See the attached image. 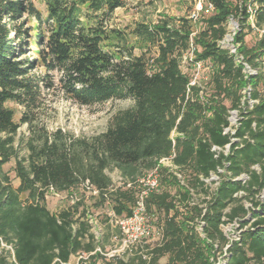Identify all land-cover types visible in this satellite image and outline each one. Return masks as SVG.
<instances>
[{
  "label": "trees",
  "instance_id": "1",
  "mask_svg": "<svg viewBox=\"0 0 264 264\" xmlns=\"http://www.w3.org/2000/svg\"><path fill=\"white\" fill-rule=\"evenodd\" d=\"M40 2L44 12L32 1L0 0V236L13 243L15 259L7 263L0 258V264H61L78 250L93 249L87 208L75 218L84 197L52 212L46 205L50 187L70 194L88 180L98 191L96 207L108 202L117 215L128 216L136 203L135 190L114 187L105 170L114 168L124 182H135L171 155L175 170L160 165L159 188L144 198L148 222L163 232L151 264H210L213 245L227 243L226 264H264V197L255 199L264 189V96L258 89L264 83V39L250 47L244 40L248 30L264 28V0H203V6L210 3L213 9L200 12L195 21L165 16L154 24L137 22L129 34L146 47L139 55L126 45L125 32L104 24L125 0ZM23 16L33 23L17 24ZM228 18L239 26L233 35L236 55L219 44ZM190 47L194 60L209 64L205 93L198 85L187 93L191 75L180 58ZM27 49L36 56L28 59ZM245 64L256 74L244 72ZM39 66L44 75L32 79ZM51 73L58 75L62 95L78 105L126 98L134 104L116 112L106 130L94 136L31 127L25 141L28 153L18 158L14 141L19 123L5 103L33 105L40 83L53 86ZM246 87L254 102L249 108L245 101L243 109ZM230 110L239 111V124L234 133H225ZM20 120L29 117L24 114ZM12 157L16 186L2 169ZM211 173L220 180L210 194L203 179ZM243 174L244 181L238 178ZM170 186H175L174 194ZM196 191L203 193V203L194 202ZM240 192L244 195L238 197ZM180 204L187 211L183 215ZM234 220L241 231L239 240L230 243L221 225ZM164 256L166 261L159 263ZM107 264L127 263L117 259Z\"/></svg>",
  "mask_w": 264,
  "mask_h": 264
},
{
  "label": "rangeland",
  "instance_id": "2",
  "mask_svg": "<svg viewBox=\"0 0 264 264\" xmlns=\"http://www.w3.org/2000/svg\"><path fill=\"white\" fill-rule=\"evenodd\" d=\"M32 1L36 8L40 9L44 12V5L40 2V0H27ZM233 4H237L240 0H230ZM196 6V0H125V4L123 7L117 8L114 12L104 21V24L108 28H118L125 32V36L127 37L126 45L127 46H134L133 53L134 55H139L140 53L144 52L145 45L134 38L129 34L130 29L136 24L137 22H145L148 24H154L161 18L168 16L173 18H179L184 16H189L190 13L193 11L194 7ZM253 18V15L251 16ZM250 21V18H249ZM22 23L24 27L29 26V24L33 23V19H28L26 16L20 18L17 24ZM250 25L251 21H250ZM252 27V26H251ZM226 29L228 33L233 31H237L239 29L238 22L234 18H228V22L226 24ZM247 31V30H245ZM233 36V34H232ZM11 37V34H10ZM259 34L256 30H248L245 36V44L250 47L253 46L256 41L259 39ZM220 42V46L223 48L227 47V42L225 41ZM32 50H35V47L31 45ZM155 49H150L151 53H154ZM27 58L31 59L32 56H36V54L31 53L27 49ZM209 67V64L205 65L200 72V75L205 76L204 79L200 80V85L203 87V92L205 93L206 87L205 82L207 81V73L206 69ZM184 72L186 71L188 74L191 75L192 68L191 66H182ZM252 75L256 74L257 70H252ZM203 72V73H202ZM45 71L41 66L35 68L31 72L32 79H39L38 77H42ZM57 74L51 73L49 77L52 78L53 86L51 88H46L43 84H39L38 95L37 99L34 101L33 105L24 106L13 101H7L5 106L12 109L14 112V121L19 123V127L17 128V132L15 134V141L14 144L17 148L18 158L26 157L28 151L25 145V141L31 137V127H37L36 131L39 132H47L52 133L58 129H60L63 133L71 134L75 137H89L97 135L106 130L108 123L111 117L118 112L119 110H123L125 108L131 107L134 104L133 99L126 98V99H111L99 104L93 105H78L69 99L65 98L60 91L59 86L57 85ZM250 89L246 87V90ZM259 92L264 96V83H259L258 85ZM206 90V92H208ZM250 92V90H249ZM245 97L242 98V108L246 107L245 101L248 102L250 108V102L247 99V93H244ZM246 98V99H245ZM228 104V102H226ZM235 118L233 121L230 120L231 126L229 130H233V125L237 123V119L239 118V111L232 112ZM27 114L29 120L22 122L20 118ZM231 117V115H230ZM235 122V123H234ZM174 136V133H172ZM229 147L226 146L223 150L227 153ZM15 157L9 159L7 163H5L2 167L3 171L9 176L11 184L16 186L18 184V179L15 177V173L13 171L15 165ZM256 170H259L258 166H254ZM114 168L106 169V174L109 175L111 178L112 184L114 186H119L118 182L116 181V177L118 175V170L115 171ZM174 171L175 168H172ZM219 172H223L222 169H219ZM224 174V172H223ZM182 175V174H181ZM183 176V175H182ZM242 179V181L247 179L246 175H241L238 177ZM205 185L208 187L209 193H213L218 186L220 177L216 173H211L208 178L203 179ZM171 192L174 194L176 191L175 186H170ZM78 195H82L84 197L83 204L79 207L75 214V218H79V213L83 208H87L88 211L95 217L97 220V224L95 227H91V232L99 233L97 241L101 242V246L104 248H109L113 245L111 241V235L117 233L115 229H112L106 223V213L110 209V204L105 202L106 204L101 207H96L95 202L96 198L93 195H87L83 192L80 188L75 189ZM46 205L52 212H58L67 208L74 203H71L70 194L67 192H60L58 195L53 194L49 191L46 194ZM244 195L243 193H238V197ZM93 196V197H92ZM264 197V189L255 196V199H261ZM194 202L203 203V193L201 191L194 193ZM242 203L245 205L246 208L251 207V203L244 199ZM181 214L185 211V206L180 204L178 205ZM181 215V216H182ZM180 216V217H181ZM249 222L253 219H250V215L247 216ZM76 225V224H75ZM248 227V224L245 225L243 229ZM200 227L196 225V230ZM222 231L224 232L225 236L228 239V242H233L239 240L240 231L238 230L237 226L235 225H228L223 224L221 226ZM203 236V233H201ZM95 243V242H94ZM214 248L211 250L209 255V262L210 264H226L228 258V247H218L216 244L213 245ZM1 247V244H0ZM224 252L226 255H224ZM2 254V253H1ZM3 255H7V252L3 253ZM5 262L4 257H2ZM94 263L91 264H107V260L101 258V256H96L94 258ZM166 261V256L159 260V263H164ZM139 260L136 262L135 258L128 260L127 264H138ZM8 263V262H7ZM140 263V262H139ZM252 264V263H250Z\"/></svg>",
  "mask_w": 264,
  "mask_h": 264
},
{
  "label": "built area",
  "instance_id": "3",
  "mask_svg": "<svg viewBox=\"0 0 264 264\" xmlns=\"http://www.w3.org/2000/svg\"><path fill=\"white\" fill-rule=\"evenodd\" d=\"M213 9V6L209 3L205 6H203V0H196V6L194 7L193 11L190 13L188 18H190L192 21H195L198 18V15L200 12L209 13ZM251 24L254 26L252 18L250 16ZM256 32L259 34V37L264 39V28H257L254 27ZM194 33V32H193ZM192 33V34H193ZM235 31L232 32L234 35ZM231 33L225 34V41L227 42L226 49L229 50L230 53L236 55V47L233 44V36ZM224 39V37H223ZM221 41L220 40L219 44ZM237 61H241V57L237 58ZM181 67L183 65L191 66L192 73H191V79L187 85V93L189 92V87L194 85H200V80L204 79L205 76L200 75V72L203 68H205L204 62L200 60H194L193 58V48L190 47L189 50L182 53L181 58ZM253 69L249 68L245 64V67L243 69L244 72L248 74H252ZM203 73V72H202ZM250 89L246 90L243 89V97H245L244 93H247V99L250 102V107L252 106L254 100L250 99ZM238 111V110H230L229 116H228V126L224 128V132H230L234 133V128L238 126L239 122L235 123L233 125V130H229V127L231 126L230 120L233 121L235 116L232 112ZM231 115V117H230ZM239 120V118L237 119ZM217 148L215 146L212 147V150H216ZM172 157L173 155L169 157H163L159 159L158 164L146 171L142 176H140L135 182H130L122 179L121 175L118 172V175L116 177V181L118 184H122L124 188H130L132 190H135L136 193V203L134 207L132 208V212L128 216H120L117 215L112 208H110L106 213V223L112 228L117 231V233L111 235V241L113 242V245L109 248H104L101 246V242L97 241L98 234L99 233H93L91 232V227H95L97 224V220L94 216L90 213V211H86L85 214V220L88 222L90 228L89 232H91L94 235V247L93 249L89 251L85 250H78L71 254L70 258L67 262H61V264H90L92 259V256H101V258H104L107 261H114L117 259H120L124 261L125 263L128 262V260L135 258L136 262L139 260L138 264H151L152 260V250L154 247L160 245L162 238H163V232L162 228L160 226H154L151 225L148 222V216L146 214V208L144 204V198L148 195V193L152 191H156L159 188V174H158V167L160 165L169 167V168H175V166L172 164ZM117 171V170H115ZM116 187V186H114ZM80 188L83 190V192L87 195H97L98 191L90 184L88 180H85L81 183ZM50 191L58 195L60 192L55 191L52 187L49 188ZM47 196V195H46ZM81 195H78L77 192L70 193V199L71 203H75L78 200H80ZM230 225L237 226L238 230L239 226L238 223L234 220L231 223H225ZM223 225V224H222ZM221 225V226H222ZM200 227V230L197 229V231L201 234L202 226L198 224ZM0 258L4 257L7 262H14V247L13 243H9L5 240H3L0 236ZM226 248L229 247V243H227ZM7 252V255H3V253ZM2 253V254H1ZM224 255L226 253L224 252Z\"/></svg>",
  "mask_w": 264,
  "mask_h": 264
}]
</instances>
